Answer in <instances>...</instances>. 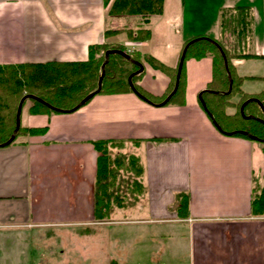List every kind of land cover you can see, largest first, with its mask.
Returning a JSON list of instances; mask_svg holds the SVG:
<instances>
[{"label":"crops","instance_id":"1","mask_svg":"<svg viewBox=\"0 0 264 264\" xmlns=\"http://www.w3.org/2000/svg\"><path fill=\"white\" fill-rule=\"evenodd\" d=\"M235 6L251 8L253 54L263 57L232 60L238 76L255 77L241 84L244 94L254 95L264 90V0H163L161 15L145 26L150 39L141 44L124 32L135 31L139 18L108 16L104 0H0V65L84 62L90 46L108 43L175 68L183 43L198 36L217 40L221 10ZM112 29L121 32L105 39ZM261 66L262 74L250 72ZM143 69L138 86L160 97L169 79L145 63ZM184 76L180 106L150 105L133 93L97 94L74 112L50 115H32L27 104L20 127L47 130L0 147V230L92 223V143L125 141L126 148L141 150L129 155L143 168L151 215L143 223L158 254L167 242L171 264H264V216L250 207L263 186L261 146L220 133L199 105L211 80L210 58L184 60ZM52 215L56 220L46 223Z\"/></svg>","mask_w":264,"mask_h":264},{"label":"trees","instance_id":"2","mask_svg":"<svg viewBox=\"0 0 264 264\" xmlns=\"http://www.w3.org/2000/svg\"><path fill=\"white\" fill-rule=\"evenodd\" d=\"M104 1L106 4L110 3L108 16L124 15L139 18L135 31L124 30L132 43L141 44L150 39V31L145 26L151 17L161 15L163 0ZM120 32L117 29L106 30L104 37L108 39ZM253 47L252 10L249 6H235L221 10L217 40L208 36L194 37L183 43L180 56L185 49L184 60H200L205 57L211 59V80L206 89L200 93L205 113L207 116H211L210 120L219 127L220 133L224 135L234 133V136L249 139L245 135L236 133L242 131L257 138L264 157V90L254 95L244 94L241 91V84L244 80L255 77L238 76L232 64V60L263 58L253 54ZM114 49L125 52L121 46L102 43L88 48V58L84 62L0 65V147L11 145L20 136H39L46 133L45 127H19L13 141L5 144L14 131L15 113L22 98L25 99L21 108L28 103V113L32 115L69 113L82 99L96 91L101 75V66L104 62V53ZM221 52L226 59V68ZM128 55L132 61L140 64L145 63L169 79L165 92L160 97H154L137 84L143 72L131 78L134 91L144 100L152 105L164 101L173 90L177 66L170 68L150 55L138 53H128ZM138 69V66L120 55H109L97 94L133 93L127 79ZM229 80L232 83L230 92L227 93ZM184 93L183 61L178 87L166 105L180 106L184 104ZM28 96L35 97L41 102L29 99ZM234 97L238 99L235 104L231 100ZM246 101L241 115L240 106ZM199 105L201 106L200 102ZM230 107H236V111L232 115L226 114V109ZM132 143L138 144L137 141H132ZM92 145L97 154L93 185V212L94 219L102 221L111 214L113 208H123L129 204L125 201L128 194L132 196V203L137 201V194L140 195L143 192L141 181L143 168L139 164L138 157L125 155L121 151L125 141H95ZM113 148L119 151L112 156L110 149ZM124 185L128 191L125 194L122 192ZM186 202L187 199L184 197L179 201V204L183 205ZM250 207L255 216H264V175L263 186L259 193L252 197ZM110 264L116 263L111 261Z\"/></svg>","mask_w":264,"mask_h":264},{"label":"rangeland","instance_id":"3","mask_svg":"<svg viewBox=\"0 0 264 264\" xmlns=\"http://www.w3.org/2000/svg\"><path fill=\"white\" fill-rule=\"evenodd\" d=\"M261 70L262 66L250 72L262 74ZM231 100L234 104L238 101L236 97ZM27 104L21 108L23 116ZM235 108L233 107L234 113ZM134 130L136 134L141 132L140 129ZM118 151L110 149V155L113 156ZM121 151L129 155L140 154L141 150L125 146ZM122 192H128L125 185ZM132 200V196L128 194L125 201L129 204L126 207L113 208V213L107 218L102 221L93 219L92 223L85 225L48 224L36 229L0 230V264H110L111 261L116 264H133L135 258V263L139 264H171L167 260V242L160 255L157 253L158 249L147 241L146 234L150 227L143 221L148 220L151 215L146 211L145 195L142 192L137 194V201L132 203ZM53 217H47L45 222L53 223L56 220Z\"/></svg>","mask_w":264,"mask_h":264},{"label":"water","instance_id":"4","mask_svg":"<svg viewBox=\"0 0 264 264\" xmlns=\"http://www.w3.org/2000/svg\"><path fill=\"white\" fill-rule=\"evenodd\" d=\"M114 54H116V55H120L121 57H123V58L127 59L128 61H130L132 64H134V65H136V66L139 67V69H138L137 71H135L134 73L130 74V76L128 77L127 81H128V85H129L130 89L133 91V93L136 94L140 99L144 100V98H143L142 96H140L139 94H137V93L134 91L133 85H132V83H131V78H132L134 75H138V74L142 73V71H143V66H142L140 63H137V62H135V61H132V60L130 59V57H129L126 53H124L123 51H120V50H116V49H114V50H108V51H106V52L104 53V62H103V64H102V66H101V75H100V77H99V79H98V83H97V89H96V91L93 92V93H91V94H89V95H87L84 99H82V100L80 101V103L77 104L76 107H74L70 112H73V111L77 110L78 108H80L81 106H83V105H84L86 102H88V101H89V100H90L95 94H97V93L99 92V90H100V86H101V80H102L103 75H104V70H103V69H104V66H105V64L108 62V57H109V55H114ZM221 55H222L223 62H224L225 68H226V59H225V57H224V55H223L222 52H221ZM184 56H185V49L182 51L181 56H180V59H179V62H178L177 73H176V77H175V83H174L173 90H172V92L170 93V95H168V97H166V99H165L164 101H162L160 104H158L157 106H164V105L168 102V100L170 99L171 95L174 94V92L176 91V89H177V87H178V83H179V75H180V70H181V67H182V64H183V61H184ZM228 76H229V74H228ZM231 83H232V81L229 80V89H228L227 93L230 92ZM28 98H29V99H32V100H36V101H38V102H41V100H39V99H37V98H35V97H32V96H28ZM24 99H25V98H22V100L19 102V104H18V106H17L16 113H15V128H14V131H13L12 135L10 136L9 140L7 141V143H5L6 145L9 144V143H11V142L13 141L14 136H15V133H16L17 130L19 129V126H20V113H21V106H22V102H23ZM198 99H199V101H200V103H201L203 109H205L204 104H203V102H202V100H201L200 95L198 96ZM145 101H146V100H145ZM146 102H147V101H146ZM147 103H150V102H147ZM246 103H247V101L244 102V103L241 105V107H240V114H241V115L243 114V113H242V110H243V107L245 106ZM262 109H263V108H262ZM209 117H211V116H209ZM213 124H214V126L216 127V129H217L218 131H220L219 127L216 126V124H215L214 122H213ZM236 133H239V134L245 135L246 137H248L249 139L254 140V141H257V140H258L257 138H255V137H253V136H250V135H249L248 133H246V132L239 131V132H236ZM233 134H234V133H227V135H233Z\"/></svg>","mask_w":264,"mask_h":264}]
</instances>
